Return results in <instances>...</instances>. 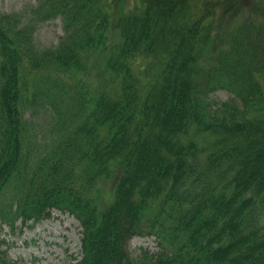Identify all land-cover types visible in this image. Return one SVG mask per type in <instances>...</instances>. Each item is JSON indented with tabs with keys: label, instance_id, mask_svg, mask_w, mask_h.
Returning <instances> with one entry per match:
<instances>
[{
	"label": "trees",
	"instance_id": "obj_1",
	"mask_svg": "<svg viewBox=\"0 0 264 264\" xmlns=\"http://www.w3.org/2000/svg\"><path fill=\"white\" fill-rule=\"evenodd\" d=\"M54 209L80 223L78 264H264V0L0 12V264L3 228Z\"/></svg>",
	"mask_w": 264,
	"mask_h": 264
},
{
	"label": "rangeland",
	"instance_id": "obj_2",
	"mask_svg": "<svg viewBox=\"0 0 264 264\" xmlns=\"http://www.w3.org/2000/svg\"><path fill=\"white\" fill-rule=\"evenodd\" d=\"M126 4L132 5L134 0H123ZM35 0H0V12L20 13ZM63 26L60 18L42 23L35 32V40L41 46L50 47L57 44L59 37L63 34ZM52 71V70H50ZM48 73L47 69H42L36 74L29 76L31 81L41 84V77ZM54 75L55 72L52 71ZM65 75L64 78H69ZM72 81V79H69ZM35 84V85H36ZM97 87V80L94 79L92 88ZM232 95L226 90H218L214 93V98L227 100ZM46 122L41 127L40 132L48 136L50 128L47 115H43ZM38 117H35V121ZM48 120V121H47ZM2 235L6 237L10 245L9 255L18 264H78L81 257V227L79 222L69 213L53 211L49 218L33 224L32 227L16 228L11 233L4 227ZM155 237H133L131 248L144 246L155 249Z\"/></svg>",
	"mask_w": 264,
	"mask_h": 264
}]
</instances>
